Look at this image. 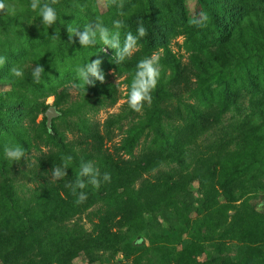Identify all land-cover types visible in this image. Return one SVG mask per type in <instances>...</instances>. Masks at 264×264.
<instances>
[{"label": "trees", "instance_id": "1", "mask_svg": "<svg viewBox=\"0 0 264 264\" xmlns=\"http://www.w3.org/2000/svg\"><path fill=\"white\" fill-rule=\"evenodd\" d=\"M199 2L209 16L207 27L203 28L189 25L181 0H173V7H170L166 17L154 6L148 7L149 12H140L133 7L135 0H127L122 8L114 5L112 11L106 13L91 6L89 0H76L77 4L70 8L66 17L64 5L58 2L54 5L57 20L53 28L55 35L58 32L60 38L51 40L62 44L57 55L55 44L36 33L26 38L25 47L24 43L6 39V52H9L6 62L8 81L14 90L17 87L15 95L6 103V111L13 114H22L25 110L44 113L48 107L42 100L27 103L24 86L32 81L31 69L35 64L44 66L43 75L47 77L63 63L64 68L67 65L68 68H77L95 60L94 54L88 56V52L93 49L99 52V57H103L100 50L106 47L112 56L109 57L110 62L107 60L100 67L114 68L118 73L126 72L128 85L137 62L146 56L162 51L159 61L162 70L158 85L152 92V103L145 104L143 108L144 122L138 120L132 123L113 150H109L107 143L111 140L116 115L106 119L102 129L95 121L80 118L70 128L80 134L78 152L73 146H64L56 151L50 150L44 158H37V166L41 171L52 175L53 167L61 164L63 157L71 156L68 175L61 180L43 176V183L32 191L28 199H22L7 184L3 169L9 171L7 166L10 161L6 158L2 160L0 264H69L80 253H89L95 248L113 254L123 251L127 257L131 253L122 244L124 235L121 229L138 222L144 212L157 210L160 206L172 208L179 218L188 220V206L178 205L176 197L186 191L194 180L198 181L201 190L203 215L199 227L203 225L205 231L210 232L218 230V234L210 236L199 231L200 228L193 229L188 238L183 240L170 233L157 234L151 247L159 256L158 264H264V215L245 201L235 203V193L244 187L243 170L252 167L259 160L258 157L264 154V116L258 125L247 128L239 135L242 144L234 149L225 147L217 151H204L198 142L223 113L219 104L215 105L209 100V84L206 80L251 56H264V0ZM34 12L38 14V11ZM119 12L123 15H118ZM96 16H100L109 29H112L114 20L121 19L127 26L126 30L133 34L136 33L138 22H142L147 30V35L139 41L134 54L120 65L113 60L116 52L114 48L99 42L95 46L82 47L78 37L74 38V42L68 41L67 24L81 26L79 30L83 31L82 26L94 21ZM9 21L7 16L6 25ZM124 31L121 30V43ZM47 32L51 33V29ZM180 34L184 35L188 49L185 62L170 49L171 39ZM14 43L18 47L11 48ZM41 45L43 48H39ZM13 50L17 52L14 54ZM77 52L82 56L72 66L73 53ZM13 65L24 68L23 78L11 74ZM74 80L76 84L83 83L77 79V74ZM37 87L39 98L52 93L56 104H64L75 98L73 103L81 101L82 107L83 101H88V111L91 113L114 104L119 92L118 83L108 76L103 82L96 80L94 84L77 87L75 97H71L68 88L57 93L55 88L43 83ZM184 94L195 102H186ZM49 130L51 134L59 135L52 124L50 129L47 128L46 117L43 116L33 141L47 144L49 139L44 138L43 133ZM142 140L147 143L135 154L134 150ZM181 155L190 159L189 171L174 168L175 173L158 172L153 179L147 177L170 157L182 164ZM81 160L92 161L102 174L111 173L112 179L111 183L101 181L99 189L88 185L84 189L88 194L86 202L76 205L75 197L64 185L75 179ZM138 180H142L141 184L133 190L131 187ZM221 196L224 197L223 202L220 201ZM99 202L102 203V210L99 211L93 232L84 233L62 224ZM230 210H233L231 215L228 213ZM205 240L211 241L215 254L199 261L197 257L206 252ZM233 240L240 244L235 257L227 255ZM36 256L39 257L38 261L33 259ZM141 259V255H136L131 264H141Z\"/></svg>", "mask_w": 264, "mask_h": 264}, {"label": "rangeland", "instance_id": "2", "mask_svg": "<svg viewBox=\"0 0 264 264\" xmlns=\"http://www.w3.org/2000/svg\"><path fill=\"white\" fill-rule=\"evenodd\" d=\"M186 10V16L198 15L204 12L201 8L199 0H181ZM31 0H8L10 5L14 6V11L8 14L9 22L6 25V15L0 14V55L9 58L7 53L6 39L10 41L16 40L26 44V38L36 33L39 36L45 37L47 42L55 44L56 55L61 50L62 44L51 41L52 35H55V28L53 25L48 29L44 28L42 18L39 17L34 11L30 9ZM59 3L64 5L66 17L69 15V10L76 3V0H58ZM89 3L94 8L100 10L101 13L112 11L114 5L109 0H89ZM127 3V0H123ZM89 4V5H90ZM173 0L168 2L163 0H135L133 7L138 8L140 12L150 10L148 7L154 6L166 17L169 14L170 7H173ZM13 18V19H12ZM51 29V33L47 32ZM184 35L180 34L172 38L170 41V49L176 56L181 57L185 62L188 49L184 42ZM40 45L39 43H34ZM59 45V46H58ZM36 46V45H35ZM18 47L17 43L11 45V48ZM43 48V46H39ZM80 51V50H79ZM17 52L16 50L14 51ZM100 52L104 54L99 57V52L93 49L88 52L89 55H95L93 58L101 60V65L112 56V53L106 47L101 48ZM162 51L155 53L160 57ZM71 64L74 66L80 61V52L73 53ZM74 59V60H73ZM160 61V60H159ZM110 62V61H109ZM59 66L54 68L46 75H43L41 83L45 86H52L55 92L68 88L71 92V97L77 94V86L74 80L76 68H66ZM77 66V65H76ZM160 67V63H159ZM6 64L0 66V164L4 161V146L6 144H20L27 150V158L18 162L10 161L9 171L3 169L6 173L3 178L7 179V184L19 195L22 199H28L32 191L43 183V176L52 180L51 174H45L41 168L37 166V158H44L49 151H56L62 147L73 146L75 151L78 152L80 146V134L77 130H71L74 122H79L80 118L86 117L90 121H95L99 128H103V123L109 117L115 116V123L111 130V140L107 143L109 150L120 141L127 128L138 120L145 121V111H133L127 104V94L129 85L126 83V72L118 73L114 68H101L104 76L110 77L118 83V99L117 101L107 107L98 110L95 113L88 111V101H83L84 105L79 103L74 104L75 98L70 99L69 102L61 104L55 103V97L52 93H47L42 98L37 96L38 87L32 81L28 86H24V91L27 92V103L33 101L39 102L42 100L46 106H54L58 111V115L52 119L51 124L55 126L58 136L51 134V131L43 133L44 138H48L47 144L36 143L33 141L35 130L39 123L42 121L44 113L37 110H25L22 114H13L6 111V103L14 96V91L17 87H12L8 81L9 75L7 73ZM58 70L60 71L58 73ZM162 70V68H160ZM135 73V72H134ZM161 74V72H160ZM134 76V75H133ZM49 82V83H48ZM40 83V84H41ZM206 83L209 84L208 96L215 105L219 104L222 115L217 123L212 124L211 128L205 131L204 135L200 138L199 147L201 150H221L222 148H231L241 146L239 135L251 126L258 125L264 116V56L263 57H249L246 61L238 63L235 67L226 71L219 72L218 74L210 76ZM183 98L188 103H193L187 94ZM73 104L70 106V104ZM79 104V107L77 105ZM78 109V110H76ZM259 121V122H257ZM147 130V129H146ZM147 143L139 144L134 153L140 151L141 148ZM238 143L240 145L236 146ZM259 160L255 161L252 167H248L242 172V179L244 180V187L237 190L235 193L237 201L247 202L250 207H253L260 214L264 215V154L258 157ZM182 164L170 157L159 168L155 169L147 177L153 179L158 172H174V168L181 171L190 170V159L185 155H181ZM50 173V172H49ZM143 177H146L145 175ZM142 180L136 181L131 187L133 190L140 186ZM201 190L198 181L194 180L186 191L182 192L176 197V203L180 206L183 204L189 208L188 220L181 219L177 216L172 208L160 206L157 210H149L142 214L138 222L123 227L122 233L124 235L123 245L128 249L127 257L123 251L112 253L101 248H95L89 253L82 252L71 260L69 264H131L132 259L136 255H141V264H158L159 256L157 252L151 247L152 241L156 240L154 237L157 234L170 233L173 236H180L181 240L188 238L193 229L200 228L199 231L206 232L208 235H217L218 230L213 232L205 231V227L199 224L202 222V210L200 206ZM220 201H224V197H220ZM102 210V203H96L89 209L76 214L75 216L64 221L62 224L68 228H75L82 230L84 233L93 232L94 224L97 222L99 211ZM231 215L233 210L228 211ZM210 240H205L204 245L206 252L197 257V260L203 261L210 255H214ZM231 248L227 255L235 257L238 254L240 244L236 241H231ZM35 261L39 257H33Z\"/></svg>", "mask_w": 264, "mask_h": 264}, {"label": "clouds", "instance_id": "3", "mask_svg": "<svg viewBox=\"0 0 264 264\" xmlns=\"http://www.w3.org/2000/svg\"><path fill=\"white\" fill-rule=\"evenodd\" d=\"M103 0H101V3ZM112 5L122 8L123 0H109ZM58 0H31L30 8L32 11H38L39 17L42 18L44 28L48 29L56 23L57 11L54 5ZM14 6L8 3V0H0V14L8 15L13 12ZM118 15H123L119 12ZM209 16L205 12H200L198 15L189 17L188 23L197 28L207 27ZM81 26H73L67 24L68 41L74 42V38L78 37L82 47L95 46L98 42L104 46L114 48L116 50L113 60L120 65L126 59L130 58L137 50L139 41L147 35V30L142 22H138L136 33L126 30L127 26L121 19L113 21L112 29H109L101 19L96 16L94 21L84 24L83 31H80ZM114 29V30H113ZM121 30L124 31V40L121 43ZM53 40L59 39V33L52 35ZM160 57L153 53L151 56H146L139 60L136 64L134 76L130 82L127 94V104L135 112H141L145 104L151 105L152 92L156 89L159 77ZM7 58L0 55V66H4ZM101 60H90V62L80 65L76 68L77 79L83 83H77L75 86L83 87V84H94L96 80L103 82L105 80L104 73L101 70ZM13 76L23 78L24 68L18 65H13L10 69ZM45 68L41 64H35L31 69L32 80L36 84L42 81ZM259 122V121H257ZM4 157L12 162H18L27 158V150L20 144H6L4 146ZM72 160L71 156L63 157L62 163L55 165L52 171V180H61L68 175L67 169ZM111 173L100 172V169L94 165L92 161L81 160L79 171L75 174V179L65 183L71 194L75 197L76 205L86 202L88 198L87 192L84 191L88 185L99 189L101 181L111 183Z\"/></svg>", "mask_w": 264, "mask_h": 264}, {"label": "water", "instance_id": "4", "mask_svg": "<svg viewBox=\"0 0 264 264\" xmlns=\"http://www.w3.org/2000/svg\"><path fill=\"white\" fill-rule=\"evenodd\" d=\"M46 117V126L47 128H51V122L54 117H56L59 113L54 106H48L44 112Z\"/></svg>", "mask_w": 264, "mask_h": 264}]
</instances>
